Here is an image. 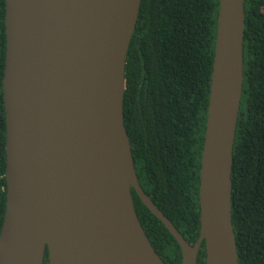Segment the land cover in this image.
Returning <instances> with one entry per match:
<instances>
[{
    "label": "water",
    "instance_id": "obj_1",
    "mask_svg": "<svg viewBox=\"0 0 264 264\" xmlns=\"http://www.w3.org/2000/svg\"><path fill=\"white\" fill-rule=\"evenodd\" d=\"M142 0H6L7 204L0 264H165L132 190L174 237L182 264H239L234 148L245 82V0H220L191 246L137 177L124 120Z\"/></svg>",
    "mask_w": 264,
    "mask_h": 264
},
{
    "label": "trees",
    "instance_id": "obj_2",
    "mask_svg": "<svg viewBox=\"0 0 264 264\" xmlns=\"http://www.w3.org/2000/svg\"><path fill=\"white\" fill-rule=\"evenodd\" d=\"M245 82L232 174L239 264H264V0H245ZM220 0H142L130 46L124 120L139 183L194 246L200 238V171ZM6 0H0V234L7 204ZM139 221L165 264H182L167 228L132 190ZM203 243L197 264H206ZM44 264H49L48 251Z\"/></svg>",
    "mask_w": 264,
    "mask_h": 264
}]
</instances>
